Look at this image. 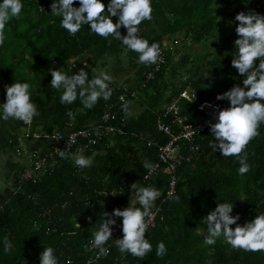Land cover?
Wrapping results in <instances>:
<instances>
[{
    "label": "trees",
    "instance_id": "trees-1",
    "mask_svg": "<svg viewBox=\"0 0 264 264\" xmlns=\"http://www.w3.org/2000/svg\"><path fill=\"white\" fill-rule=\"evenodd\" d=\"M109 1L101 0L106 6ZM52 2L21 0L23 8L19 17L6 24L4 43L0 45V105L6 102V85L28 83L31 102L39 116L33 118L30 126L13 118L0 119V151L19 149L21 140L31 145L40 140L33 135L63 130L66 124H70L71 130L94 126L104 105L115 102L122 92L111 82L110 99L100 98L91 109L83 106L79 96L72 104H62L60 97L64 89L51 87L49 69L61 70L71 76L83 68L91 79L98 77L100 67H105L107 60H111L115 67L105 73L111 78L124 77L119 84L126 85L125 92L134 93L135 100L139 94L144 97L138 102L142 111L127 116L121 135L100 139L91 151L82 154L92 159L91 167L79 168L71 158L62 159L57 155L54 158L56 164L53 163L52 171L45 178L34 184L24 183L15 193L12 191L15 177L22 167L13 170V184L0 193V264H39L41 252L48 247L54 249L58 264H65L67 260L72 264H89L86 263L89 255L84 252L83 245L94 238L92 234L103 223V213H112L107 207L109 202L117 201L125 209L129 207V200L134 199V206L140 207L130 190V185L138 182L142 187H155L161 192L154 201L157 205L166 188L163 170L153 185L141 183L140 177L146 171L145 165L156 161L155 146L146 147L144 142L163 141L153 125L164 102L160 90L164 88L161 81L169 54L164 49L165 65L154 74L153 80L146 81L144 74L150 66L139 62L138 53L127 49L112 36L107 39L98 36L88 25L70 35L61 27L62 17L52 14ZM73 6H80L78 0ZM151 7L152 19L142 21L138 35L150 46L159 44L160 49L163 48L161 42L176 33L201 43L218 28L235 32L238 26L235 17L242 11L264 15V0H151ZM112 20L116 23L118 17H112ZM119 31L122 36L127 35L123 27ZM226 38V43L220 46L222 53L207 62V78L203 82L201 77L190 80L197 100L217 98L243 82L229 58L236 55L235 46L230 45L229 36ZM82 62L90 64L96 73L89 75V66L81 67ZM182 87L183 83L170 95H176ZM126 102L132 103L133 99L127 97ZM79 110L82 112L77 114ZM69 111L73 113L72 117L67 115ZM187 117L189 121L201 120L191 107ZM258 132L245 149L250 171L240 176L238 158L221 156L219 150L214 152L209 142L215 138L210 128L207 129L196 140L200 150L198 160L178 169L173 195L179 196L180 201L177 203L168 197L160 203L163 221L146 230L145 238L152 245V251L143 259L130 253L122 256L115 244L116 239L123 238L122 218H116L112 239L106 244L110 254L91 264H264V251L234 249L223 236L213 245L204 242L208 235L204 218L218 203L234 204L231 215L240 216L237 222L240 226L252 222L256 215L264 214V123L260 124ZM110 141L114 144L108 148ZM11 168H14L13 164ZM115 190L116 193L111 195ZM106 197L111 198L103 204L101 201ZM76 223L80 226L78 229L74 226ZM230 227L234 230L236 225ZM5 238L11 244L8 253L4 251ZM160 242L165 244L167 251L164 256L157 257Z\"/></svg>",
    "mask_w": 264,
    "mask_h": 264
},
{
    "label": "clouds",
    "instance_id": "clouds-1",
    "mask_svg": "<svg viewBox=\"0 0 264 264\" xmlns=\"http://www.w3.org/2000/svg\"><path fill=\"white\" fill-rule=\"evenodd\" d=\"M76 2L77 0H53L51 3L52 14L62 17L61 27L70 35H75L83 25H88L98 36L105 39L112 36L127 49L138 53L141 64L151 66L158 61L162 62L159 44L152 43L150 46L146 39L138 35L142 21L152 19L151 0H111L107 6L101 0H78L80 5L78 8L73 6ZM22 8L21 0L0 2V45L4 43L6 24L10 19L18 18ZM112 17H118V22L114 23ZM235 21L238 22L235 32L239 38L234 42L236 55L233 56L231 64L243 77V87L233 86L217 96V100L229 101L230 107L218 111L215 116L216 122L209 125L211 135L215 138L209 142V147L214 152L219 150L221 156L237 157L240 164L238 174L244 176L250 171L245 149L259 135L258 128L264 123V15L254 11L248 13L242 11L236 15ZM121 27L127 30L126 36L121 35L119 31ZM84 67L87 68L88 65L85 64ZM49 71L52 76L51 87L64 89L60 97L62 104H72L79 96L83 106L91 109L100 98L107 101L112 95V89L109 87L112 78L106 73L102 72L100 76L89 79L83 68L78 74L71 76L61 70ZM187 85L191 87L189 81H184L182 89ZM5 89L6 102L0 105L2 106L0 119L8 121L13 118L30 126L33 118L39 116L36 106L31 102L30 85L14 82L11 86L6 85ZM121 100L123 101V97ZM122 110L126 117L130 116L132 114L130 102L122 103ZM67 115L72 117L73 113L69 111ZM73 144L75 134L68 139L65 150L57 149L58 155L62 159L71 158L79 168L91 167L93 163L91 158L71 153ZM145 167L151 168L147 164ZM130 190L135 194L140 207L114 209L111 214L104 212L103 223L92 234L94 238L90 241L91 246L99 250L100 256L106 257L110 254L105 245L112 239L116 218H122L123 238L115 240L122 256L130 253L133 257L143 259L152 251V245L145 235L149 222L155 215L152 211L154 201L161 196V192L155 187H142L138 182L132 183ZM168 197L177 203L180 201V197L174 196L171 191ZM233 208L234 204L218 203L215 210L206 215L204 220L208 235L204 242L213 245L217 238L223 236L234 249L246 252L264 251V214L256 215L252 222L240 226L237 223L240 216L231 215ZM231 225H236L234 230ZM4 251L5 253L11 251V244L7 238L4 240ZM166 251L165 244L160 242L156 250L157 257L164 256ZM40 264H58L53 248H44L40 254Z\"/></svg>",
    "mask_w": 264,
    "mask_h": 264
},
{
    "label": "built area",
    "instance_id": "built-area-1",
    "mask_svg": "<svg viewBox=\"0 0 264 264\" xmlns=\"http://www.w3.org/2000/svg\"><path fill=\"white\" fill-rule=\"evenodd\" d=\"M160 50L162 62L158 61L157 64L149 67L144 74L146 81L153 80L154 74L166 63L164 48ZM258 63L259 61H257V66ZM84 65L85 63L82 62L80 66L84 67ZM70 68L73 69L75 66L70 64ZM116 85L121 88L122 92L117 95L115 102L104 105L103 113L100 115L96 125L71 130L70 124H66L63 130H52L49 134L33 135L36 139H40L38 144L40 147L27 150L25 156H23L24 151L15 150L14 155L22 159L25 165L15 177V185L12 190L14 193L19 191L20 186L24 183L34 184L45 178L53 169L54 158L58 155L57 149L65 150L68 139L74 134L75 144L71 148V153L83 154L85 151H91L100 139H109L114 135L123 133L121 129L126 124L127 117L122 110V103L126 102L127 97L134 101L135 94L132 92L126 93L124 85ZM238 86L243 87V82ZM122 97L123 101L121 100ZM189 107L199 114L201 120L189 121L190 118L187 117ZM228 107H230V102L227 100H217V98L197 100L193 90L188 85L176 95H169L160 105L153 127L155 132L163 137V141L161 143L154 140L144 142L146 147L155 146L156 161L150 165L151 168H146V171L140 177V182L155 184L160 170H163L166 177V188L159 203L152 207L155 215L149 222L148 228H153L156 222L161 223L163 221L160 203L168 198L170 191L174 194L178 169L183 165H192L198 160L200 150L196 140L210 128V124L216 122L215 116L218 111ZM139 138L143 139L142 137ZM115 193L116 190L110 194L113 195ZM107 207L112 212L114 209L124 210L123 205L117 201L109 202ZM74 226L77 229L80 227H78L77 223ZM90 241L87 240L83 245L84 252L89 255L86 263L94 262L101 257L99 250L93 248ZM105 247H108V245H105ZM69 262L72 264L69 260L65 261V264H69Z\"/></svg>",
    "mask_w": 264,
    "mask_h": 264
},
{
    "label": "rangeland",
    "instance_id": "rangeland-1",
    "mask_svg": "<svg viewBox=\"0 0 264 264\" xmlns=\"http://www.w3.org/2000/svg\"><path fill=\"white\" fill-rule=\"evenodd\" d=\"M219 24V19L215 20ZM226 23H223L225 26ZM230 37L229 43L232 46H235L234 42L237 39L236 32H232L229 28H218L216 31L211 32V34L204 39L201 43H195L190 40L188 37H183L181 33H176L173 36H169L166 40L161 42L162 47L166 50V53L169 54V60L167 62V67L163 71L162 75V85H164L163 90H160V94L162 95V101H165L166 98L170 95L175 88L180 87V85L184 81H189L192 78L201 77V82L207 78V74L205 71L209 68L207 65L208 61H211L214 56L221 54L220 46L225 44L227 41L226 37ZM234 54L230 55L229 58L233 59ZM65 62V61H64ZM70 63V61H69ZM107 65L105 67H100V71H97V75L103 72L105 73L107 70L111 72V67H115V62L111 60H107ZM59 67L61 63H59ZM88 64V63H87ZM70 66V64H69ZM90 69V74L96 73L94 68L88 64ZM76 70V67L73 68ZM71 70V71H73ZM107 74V73H106ZM112 75V74H111ZM114 75H112L113 77ZM111 81L112 83L119 84L121 83L124 77L114 76ZM217 81L218 77H214ZM159 83V82H158ZM160 84V83H159ZM126 86V85H124ZM111 88V87H110ZM125 88V87H124ZM61 89V88H60ZM148 93L152 94V90H149ZM140 99L144 100L141 94L138 95L137 99L134 100L130 106L131 115H136L142 111V106L138 104ZM79 110L77 114L81 113ZM38 140V139H37ZM45 140V139H44ZM46 141V140H45ZM40 143V140L32 143L31 145L28 142H24L23 140L19 141L17 150L24 151L23 156H25V152L27 150L36 149ZM114 142L110 141L107 144V147H111ZM40 147V146H39ZM136 152V151H133ZM15 151L12 150H3L0 151V193L1 191L12 185V173L13 170L21 168L25 165L22 163V159L16 157L14 155ZM14 165V168L12 167ZM132 197V196H130ZM111 197H106L101 202L106 204ZM134 200H129V206H134ZM40 264V262H39Z\"/></svg>",
    "mask_w": 264,
    "mask_h": 264
},
{
    "label": "crops",
    "instance_id": "crops-1",
    "mask_svg": "<svg viewBox=\"0 0 264 264\" xmlns=\"http://www.w3.org/2000/svg\"><path fill=\"white\" fill-rule=\"evenodd\" d=\"M22 163L24 164V161L22 160ZM134 200V199H133Z\"/></svg>",
    "mask_w": 264,
    "mask_h": 264
}]
</instances>
